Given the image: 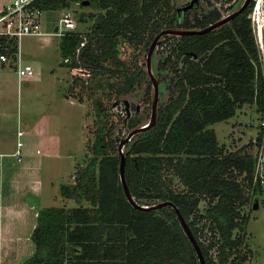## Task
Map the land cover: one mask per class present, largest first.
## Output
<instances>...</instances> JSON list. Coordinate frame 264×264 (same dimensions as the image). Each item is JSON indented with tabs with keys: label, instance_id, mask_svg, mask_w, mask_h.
Returning <instances> with one entry per match:
<instances>
[{
	"label": "trees",
	"instance_id": "16d2710c",
	"mask_svg": "<svg viewBox=\"0 0 264 264\" xmlns=\"http://www.w3.org/2000/svg\"><path fill=\"white\" fill-rule=\"evenodd\" d=\"M35 2L43 9L69 7L70 2L92 6L75 16L79 21L92 19L88 35L76 22L73 29L60 34L59 48L64 65L82 70L85 63L92 70L89 84L85 86V80L77 76L73 83L79 85L78 90L69 89L80 101L85 100L83 88L88 90L94 112L89 122L93 139L87 147L89 156L76 166L73 180L60 182L64 201L39 208L31 233L34 252L17 264H201L173 206L141 208L128 199L119 173V141L124 134H116V127L119 121H127L130 130L146 121L116 118L105 95L113 91L116 99H124L147 74L137 61L130 65L119 55L121 37L143 41L142 49H148L161 28L202 27L219 19L221 10L214 7L181 17L173 0ZM198 4L199 0L194 7ZM249 7L250 3L205 32L180 34L172 48L177 51L175 58L170 53L163 60L164 64L170 60L172 73L158 101L155 122L136 132L123 147L126 179L135 199L143 203H150L143 200L148 198L173 200L197 237L207 264H242L248 258L242 249L243 236L233 231L246 228L248 216L241 207L253 202L258 193L256 188H247L254 147L225 150L211 125L254 99L257 47L247 16ZM2 49L14 53L16 39L0 35ZM148 91L153 93L152 80ZM166 167L174 169L185 189L170 186ZM202 194L208 196V204L196 212ZM204 218L215 233L208 243L200 238L197 225ZM214 246L216 256L210 253Z\"/></svg>",
	"mask_w": 264,
	"mask_h": 264
},
{
	"label": "rangeland",
	"instance_id": "374dc122",
	"mask_svg": "<svg viewBox=\"0 0 264 264\" xmlns=\"http://www.w3.org/2000/svg\"><path fill=\"white\" fill-rule=\"evenodd\" d=\"M173 2L176 6H180L187 3V0H173ZM241 3L242 0H199L197 7H187L184 10L188 16H192L194 12L202 14L214 7L219 8L223 13L228 10L231 11ZM65 8L67 7L62 6L60 8L43 11L42 29L54 30ZM68 8L73 11L74 16L78 17L80 11L84 10L87 12L92 9V6L70 2ZM76 22L77 27L83 30L84 34L88 35L86 30L92 22V19L87 17L86 20L79 21L77 18ZM171 33L173 34L169 37L160 36L152 56L153 70L159 80V101L162 98L163 91L166 89L168 75L172 73V69L169 66L170 60L165 64L163 60L170 53H172V59L177 54V51H173L172 48L177 44L180 34ZM52 36V41L44 44H42L43 41L41 38L33 33L22 35L20 40L21 48L23 49L20 61L22 63L30 62L33 65L35 73L40 70L42 72L41 78L30 79L28 77V79H21L19 84L16 62L14 63V61L8 60L3 65H0V133H3L5 138L7 137L9 145L12 143L18 128H22L20 129V134L21 136L25 134L23 139L26 144L28 143V137L30 142H32L33 138L37 139V137H40V134L42 136L45 132L52 133L56 131L62 136L61 144L63 145L62 149H65L63 151L64 155L60 158L48 156L49 160L52 158L60 159V163L54 171L47 169V179L50 182L47 194V201L49 202L47 203L59 204L64 201L59 192L60 182L66 180L72 181L76 169L75 166L82 165L89 156L87 147L93 139L89 122L93 120L94 112L89 102L87 88H83L85 100L80 101L78 95L75 93L79 85L73 83V78L80 77L82 80H85V86L89 84V79L92 76L91 68L87 67L85 63V67L82 70L78 68L71 69L67 65H64L61 62L62 56L59 48L60 35L52 34ZM142 46L143 41L132 42L125 39V37H121L118 43L119 55L128 60L130 65L137 61L146 69L148 49H142ZM53 73L56 77H54ZM51 78L55 79L56 84L60 83L59 85L63 89L62 92L64 95L66 94V90H68L66 96L69 98L59 97V101L61 102L59 104H56L55 101V104L51 103L48 107H45V105L42 107L37 105L35 107L36 103H38L35 101L36 95L38 94L37 90L41 89L43 82L47 83ZM118 78L119 75L116 74V79ZM150 80L151 78L147 71L141 83L128 96L130 101L129 115H127L124 100L116 99L113 91H107L105 100L107 104L112 105L116 118L120 116H125L126 118L131 116L140 118L142 121H148L150 119L152 103V93L150 95L148 91ZM69 88H73L75 92L72 93ZM115 100H117L116 104H114ZM137 104L139 107H137ZM44 110L47 113L43 112V114L48 115L41 116L40 114ZM48 116L52 118V122L54 120L55 122L59 121L61 123L60 127L57 126V123L56 126L48 125V128L44 126L43 123H45V120L48 121ZM259 117L260 111L256 104L246 101L237 107L236 112L232 116L217 120L211 126L215 128L219 141L224 143L225 150H233L242 145H246L248 149H251L252 142L250 141L258 131ZM118 123L116 134H124L125 136L129 130L127 121L125 123L119 121ZM55 139L52 142L56 146L58 144L56 134ZM129 140L125 141L123 147H127ZM74 167L75 169H73ZM164 170V175L173 189L181 190L187 187L172 167H166ZM143 200L152 203L156 198ZM207 204L208 196L202 194L196 212H200ZM241 211L248 216L246 228H235L233 233L234 235L243 236L244 242L242 249L246 252L248 258L245 261L241 260L240 263L264 264V195L260 196L258 206L254 207L253 202L249 201L241 207ZM197 225L200 229V238L205 243H208L215 235L208 226V219H201L197 222ZM210 253L216 256L217 249L215 246L210 248Z\"/></svg>",
	"mask_w": 264,
	"mask_h": 264
},
{
	"label": "crops",
	"instance_id": "0c3cea01",
	"mask_svg": "<svg viewBox=\"0 0 264 264\" xmlns=\"http://www.w3.org/2000/svg\"><path fill=\"white\" fill-rule=\"evenodd\" d=\"M7 1L0 0V7ZM54 30L42 29L41 32L33 34L38 35L44 44L52 41V34H58ZM21 37L22 35L16 40L17 52L11 56L14 63L17 62L19 53L21 59V52L23 51ZM41 73L40 70L35 73L34 68L33 72L29 74L20 75L17 72L19 84L21 79H28V77L30 79L41 78ZM53 75L56 77L54 73ZM59 84H56L53 78L47 83L43 82L41 89L37 90L38 94L35 101L38 103L35 107L37 105L48 107L51 103L55 104V101L56 104H59L61 103L59 97L69 98L63 94V89ZM45 110L41 112V116L48 115L43 114V112L47 113ZM52 121V118L48 116V121L45 120L43 124L48 128V125L56 126L57 123V126L60 127L59 121ZM20 129L22 128L16 130V135H14L10 145L7 137L5 138L4 134L0 133V151L7 152L1 156L0 161V264H17L34 252L35 244L31 233L37 222L39 208L48 205L47 202H49L47 201V194L50 182L47 179V169L54 171L60 163V159L52 158L49 160L48 156L60 158L65 151L62 149V136L56 131H54L55 133L45 132L42 136L40 134V137L33 138L32 142L28 137L26 144L23 139L25 134L21 136ZM55 134L58 140L56 146L52 142L55 139ZM18 137L24 141L20 160L11 153L16 147Z\"/></svg>",
	"mask_w": 264,
	"mask_h": 264
},
{
	"label": "built area",
	"instance_id": "2783aa9c",
	"mask_svg": "<svg viewBox=\"0 0 264 264\" xmlns=\"http://www.w3.org/2000/svg\"><path fill=\"white\" fill-rule=\"evenodd\" d=\"M230 1V0H229ZM243 1V0H242ZM250 7L247 16L250 20L253 36L257 47V57L253 59L255 65V93L253 102L260 111L259 124L257 133L251 138L254 147V164L251 174L249 188L251 191L256 188L257 197L264 195V0H250ZM44 9L38 5L35 0H8L0 7V35L18 39L25 33H39L42 31V13ZM229 12V10L227 11ZM223 12L222 14H226ZM58 27L54 31L63 34L69 29L76 26V19L70 8H65L57 23ZM84 37L80 45L85 42ZM8 48V45L4 46ZM77 47V54L79 52ZM17 52L14 51V53ZM12 52L6 49L0 50V65L13 56ZM67 59V57L65 58ZM16 70L18 74H29L33 72V65L30 62L22 63L20 61V53L17 57ZM260 100V103L259 101ZM20 133V131H19ZM23 139L17 138L15 149L11 152L17 159L22 158ZM7 153L0 151L1 156ZM254 198V199H255Z\"/></svg>",
	"mask_w": 264,
	"mask_h": 264
},
{
	"label": "water",
	"instance_id": "95a60500",
	"mask_svg": "<svg viewBox=\"0 0 264 264\" xmlns=\"http://www.w3.org/2000/svg\"><path fill=\"white\" fill-rule=\"evenodd\" d=\"M89 1L90 0H82L83 3H88ZM196 1H198V0H189V2L178 6V9H186L187 7H192ZM249 2H250V0H243L239 6H237L236 8H233L231 11L222 15L219 19H217L213 22H210L209 24H207L205 26L196 27V28L195 27L191 28V27H180V26H167V27L161 28L155 34V36L153 37V39L151 40V42L149 44L148 51H147V58H146V69H147V71L150 75V78L152 80V83H153L150 119L148 121L138 125V126L131 128L130 130H128L126 135L123 136L119 141V150H120V164H119L120 172L119 173H120L121 182L124 186V190H125V193H126L128 199L134 205L141 207V208H158V207L165 205V204H170L171 206H173L177 212V215L180 219V222H181L183 228L185 229V231L188 234L190 240L192 241L194 247L196 248V251H197V254L199 256L201 264H207L204 253H203L202 248H201V245H200L197 237L195 236L189 222L187 221V219L185 218V216L181 212L178 205L173 200H171V199H160V200L152 202V203H143V202H139V201H137V199H135V196L132 194L130 187L128 185L127 179H126V174H125L126 153L124 151L123 145H124L125 141L128 139H131V137L136 132L151 126L157 118L158 101H159V80H158L157 74L153 70L152 56H153L154 49H155L157 43L159 42L160 36L166 32H174V33H178V34L192 33V32H205V31L229 20L235 14L242 11L249 4ZM57 27H58V25L56 24L55 29H57ZM123 100L125 102L127 115H129L130 114L129 98L125 97ZM116 103H117V100L114 101V104H116ZM137 107H139L138 104H137ZM258 205H259V198H255L253 201V206L255 207Z\"/></svg>",
	"mask_w": 264,
	"mask_h": 264
},
{
	"label": "flooded vegetation",
	"instance_id": "af4514ba",
	"mask_svg": "<svg viewBox=\"0 0 264 264\" xmlns=\"http://www.w3.org/2000/svg\"><path fill=\"white\" fill-rule=\"evenodd\" d=\"M187 2H189V0H187ZM196 2H195V4H196ZM195 4L193 6H195ZM178 10H179V16L182 17L184 15V13H185V10L184 9H178ZM258 198H260V197H258Z\"/></svg>",
	"mask_w": 264,
	"mask_h": 264
}]
</instances>
